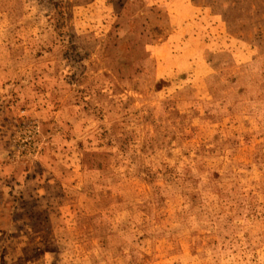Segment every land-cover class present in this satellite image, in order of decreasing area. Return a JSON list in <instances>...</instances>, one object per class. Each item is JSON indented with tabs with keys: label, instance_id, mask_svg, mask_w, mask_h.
Instances as JSON below:
<instances>
[{
	"label": "rangeland",
	"instance_id": "374dc122",
	"mask_svg": "<svg viewBox=\"0 0 264 264\" xmlns=\"http://www.w3.org/2000/svg\"><path fill=\"white\" fill-rule=\"evenodd\" d=\"M0 264H264V0H0Z\"/></svg>",
	"mask_w": 264,
	"mask_h": 264
}]
</instances>
